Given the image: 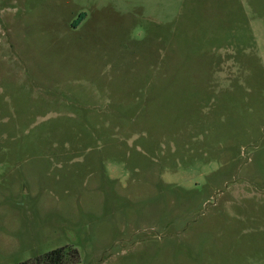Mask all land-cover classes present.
Wrapping results in <instances>:
<instances>
[{
	"label": "rangeland",
	"instance_id": "1",
	"mask_svg": "<svg viewBox=\"0 0 264 264\" xmlns=\"http://www.w3.org/2000/svg\"><path fill=\"white\" fill-rule=\"evenodd\" d=\"M264 264V0H0V264Z\"/></svg>",
	"mask_w": 264,
	"mask_h": 264
},
{
	"label": "trees",
	"instance_id": "2",
	"mask_svg": "<svg viewBox=\"0 0 264 264\" xmlns=\"http://www.w3.org/2000/svg\"><path fill=\"white\" fill-rule=\"evenodd\" d=\"M79 262V251L72 246H66L19 264H78Z\"/></svg>",
	"mask_w": 264,
	"mask_h": 264
}]
</instances>
